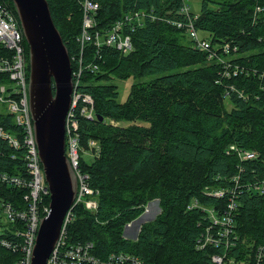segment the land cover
<instances>
[{
  "label": "trees",
  "instance_id": "trees-1",
  "mask_svg": "<svg viewBox=\"0 0 264 264\" xmlns=\"http://www.w3.org/2000/svg\"><path fill=\"white\" fill-rule=\"evenodd\" d=\"M3 1L17 15L12 0ZM47 1L75 72L80 67L74 57L81 55L76 40L82 31V0ZM94 1L100 6L98 31H110L118 20L135 12L145 13V24L126 29L132 36L131 53L104 47L98 71L87 69L96 58V48L86 47L77 89L92 96L96 118H81V146L88 151L90 140L96 141L100 151L92 160L83 155L81 170L99 191V209L92 213L83 205L74 208L69 240L94 243L101 257L125 252L151 264H211L215 249L195 247L209 224L207 215L188 207L198 200L222 208L224 202L207 196L208 189L229 188L236 175L244 186L264 174L259 162H241L227 154L231 145L264 153V92L259 91L264 79L217 83L221 67L210 64L206 53L196 50L185 40L184 31L172 25L188 21L181 12L184 0ZM256 6H264V0H201L195 25L213 43L234 41L241 54L236 61L264 73V15L254 23ZM130 78L134 83L128 99L120 102L114 81ZM227 84L255 88L260 99L246 103L233 98L229 108ZM0 127L23 142L21 128L8 112L0 114ZM24 157L23 146L15 149L0 138V172L26 177ZM26 194L0 182V205L26 208ZM153 200L160 202L159 217L142 227L138 240L124 238L126 225ZM239 201L235 224L240 247L264 245V193L242 187ZM49 203L50 198H45L44 204ZM1 227L8 235V226Z\"/></svg>",
  "mask_w": 264,
  "mask_h": 264
},
{
  "label": "built area",
  "instance_id": "built-area-1",
  "mask_svg": "<svg viewBox=\"0 0 264 264\" xmlns=\"http://www.w3.org/2000/svg\"><path fill=\"white\" fill-rule=\"evenodd\" d=\"M83 12L82 31L77 37L81 48L78 59L80 67L73 71L74 93L72 104L66 118V155L78 180V191L75 202L67 212L62 226L57 245L51 253L47 264H151L142 258L125 252H112L105 257L96 254L95 244L92 242L71 243L68 235V226L74 221V208L83 205L89 212L97 213L99 209V191L90 186V176L81 170V157L86 155L91 159L99 156L100 146L96 141L90 140L89 150L84 151L81 146L80 120H94V100L92 96L78 92V84L83 73V59L87 45L96 48V58L87 69L95 72L99 70V62L103 59L104 47L115 48L127 55L134 49L132 36L126 29L140 28L145 24V13L135 12L118 20L110 31H98L97 15L100 6L94 0H82ZM188 16L187 22L173 21L176 29L184 31L194 48L207 55L210 64L221 67L217 83L223 84L239 78L259 77L264 79V73L252 67L240 64L236 60L241 57L239 47L234 41L213 43L209 38L201 39L195 22L199 15H190V7L184 6L181 11ZM264 15V6H256L254 23ZM157 20V19H154ZM26 40L17 15L3 0H0V103L5 105L16 124L21 128L23 142L6 133L0 127V138L8 140L15 149L25 148V163L27 176L20 177L9 173L0 172V182L7 186L22 189L27 192L24 199L26 208L17 209L11 203H2L3 210L9 224L8 235L0 230V264H32V256L41 220L48 215L50 208L45 205V198H50V191L45 179L40 161L34 122L30 109L29 97V52ZM97 60V62H96ZM225 99L229 106L231 100L237 98L244 102L258 101L260 95L255 93V88L239 89L235 84L225 87ZM258 90V89H257ZM264 92V86L259 88ZM228 155H236L241 162H259L264 173V153L247 150L237 145H231L227 150ZM242 171V169H241ZM234 183L226 189H208L207 196L217 198L224 202L222 208H211L194 200L188 210L199 209L206 213L209 224L195 241L198 251L215 249L211 255V264H264V245H258L247 250L239 245L240 239L236 231V216L240 206L239 193L242 187L248 191L264 193V174L257 182L242 186L240 176L232 178ZM241 189V190H240ZM250 246V247H251ZM9 253L15 258H7L4 253Z\"/></svg>",
  "mask_w": 264,
  "mask_h": 264
},
{
  "label": "water",
  "instance_id": "water-1",
  "mask_svg": "<svg viewBox=\"0 0 264 264\" xmlns=\"http://www.w3.org/2000/svg\"><path fill=\"white\" fill-rule=\"evenodd\" d=\"M12 3L29 46L30 109L50 191V211L41 220L32 264H47L78 191V180L66 155V118L74 93L73 68L48 1L12 0Z\"/></svg>",
  "mask_w": 264,
  "mask_h": 264
},
{
  "label": "rangeland",
  "instance_id": "rangeland-1",
  "mask_svg": "<svg viewBox=\"0 0 264 264\" xmlns=\"http://www.w3.org/2000/svg\"><path fill=\"white\" fill-rule=\"evenodd\" d=\"M186 6L190 7V11L193 14H198L201 11V0H184ZM185 36V40L187 42L190 41V39ZM199 37L201 39H208L209 35L206 32L203 31H199ZM134 80L132 78L128 79V80H115L114 84H116L118 86V90L120 92V96H119V101L120 102H125L128 99L129 96V92L131 90V86L133 85ZM228 105V104H227ZM229 106V105H228ZM229 108H231V106H229ZM7 112V108L5 105L0 103V114L6 113ZM89 160H92L90 157H88ZM158 201V203H157ZM150 211V212H149ZM161 214V206H160V202L159 200H153L148 202L145 205V211L141 214V216H139L138 218L134 219L133 221H131L130 223H128V225H132V227H125L124 232H123V237L126 239H131V240H138L139 237V233L142 229V227L145 224L148 223H152L154 222L159 215ZM142 216H145L144 219L139 220V218H141ZM9 222L3 212V210L0 208V230H2L3 228L1 226H8ZM135 240V241H136ZM249 251L251 250V247H248Z\"/></svg>",
  "mask_w": 264,
  "mask_h": 264
}]
</instances>
